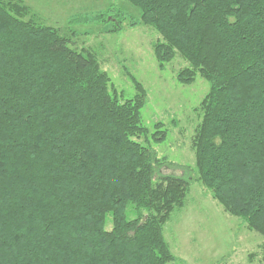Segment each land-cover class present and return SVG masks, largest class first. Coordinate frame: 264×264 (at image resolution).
Masks as SVG:
<instances>
[{
	"label": "trees",
	"instance_id": "16d2710c",
	"mask_svg": "<svg viewBox=\"0 0 264 264\" xmlns=\"http://www.w3.org/2000/svg\"><path fill=\"white\" fill-rule=\"evenodd\" d=\"M125 1L140 12L129 27L159 37V70L178 55L188 65L179 84L209 85L194 169L144 145L135 78L136 95L122 101L92 51L0 0V264H172L163 229L193 171L224 213L264 238V0ZM108 18L109 32L122 30L109 9L94 21ZM166 164L185 176L160 174Z\"/></svg>",
	"mask_w": 264,
	"mask_h": 264
},
{
	"label": "rangeland",
	"instance_id": "374dc122",
	"mask_svg": "<svg viewBox=\"0 0 264 264\" xmlns=\"http://www.w3.org/2000/svg\"><path fill=\"white\" fill-rule=\"evenodd\" d=\"M3 1L24 8L25 20L57 28L77 51H92L101 70L109 75L117 92H121L122 101L136 95L131 81L135 78L146 91L141 114L142 123L149 131V143L144 145L170 164L194 169L191 141L200 122L198 107L209 85L199 76L191 85L179 84L176 74L188 65L178 55L163 71L159 70L152 50L158 35L150 28L128 25L140 19L138 9L125 0ZM108 9L121 21V31L109 32L116 25L109 18L105 24L94 21L95 16ZM156 130L166 131L163 142H154L152 134ZM159 173L185 176L180 168L167 164ZM186 177L192 181L184 205L172 213L163 229L176 258L172 264H264V238L224 213L208 191L194 181V171ZM128 211L127 216L132 219L134 212Z\"/></svg>",
	"mask_w": 264,
	"mask_h": 264
}]
</instances>
